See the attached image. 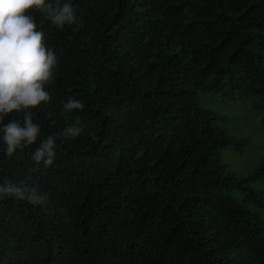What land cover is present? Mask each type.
I'll list each match as a JSON object with an SVG mask.
<instances>
[{
	"label": "trees",
	"instance_id": "obj_1",
	"mask_svg": "<svg viewBox=\"0 0 264 264\" xmlns=\"http://www.w3.org/2000/svg\"><path fill=\"white\" fill-rule=\"evenodd\" d=\"M70 2L62 30L29 13L58 57L50 100L30 110L57 156L36 171L39 140L9 157L0 133V183L48 197L0 199V264H264V164L230 171L222 152L244 145L199 105L212 95L264 128V0ZM76 117L85 131L64 141Z\"/></svg>",
	"mask_w": 264,
	"mask_h": 264
},
{
	"label": "clouds",
	"instance_id": "obj_2",
	"mask_svg": "<svg viewBox=\"0 0 264 264\" xmlns=\"http://www.w3.org/2000/svg\"><path fill=\"white\" fill-rule=\"evenodd\" d=\"M33 9L49 12L52 24L61 30L77 23V17L70 0H55L54 4L48 0H0V121L13 114H23L22 123L10 119L0 128V133L9 157L17 150L23 152L25 148L37 145L39 140L30 157L38 171L41 165L45 168L55 166L57 138L49 135L39 139L41 126L34 122L30 110L50 100L45 85L54 81L58 57L55 48L45 44V34L37 30L35 19L29 14ZM61 104L68 112L82 111L84 107L74 97H68ZM84 131V123L76 117L75 122L59 135L67 141L78 138ZM239 140L244 147L248 144L240 136ZM259 164H264V158L246 163L236 172L247 175L255 171L261 175ZM5 197L33 206L43 205L48 199L36 187L7 179L0 183V199Z\"/></svg>",
	"mask_w": 264,
	"mask_h": 264
},
{
	"label": "rangeland",
	"instance_id": "obj_3",
	"mask_svg": "<svg viewBox=\"0 0 264 264\" xmlns=\"http://www.w3.org/2000/svg\"><path fill=\"white\" fill-rule=\"evenodd\" d=\"M199 105L203 109L225 115L228 120L226 123L235 131L234 135L248 142L243 151L227 149L222 152V160L229 162L230 171L236 172L242 165L264 158V128L261 127L259 119L253 115L251 109L243 111L237 104H223L208 94L200 95ZM250 169L251 167L248 170Z\"/></svg>",
	"mask_w": 264,
	"mask_h": 264
}]
</instances>
